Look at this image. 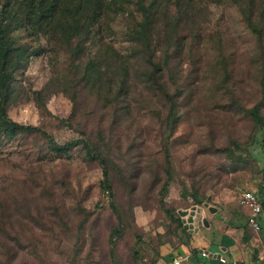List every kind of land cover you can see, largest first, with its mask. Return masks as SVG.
Returning a JSON list of instances; mask_svg holds the SVG:
<instances>
[{
  "label": "rangeland",
  "instance_id": "obj_1",
  "mask_svg": "<svg viewBox=\"0 0 264 264\" xmlns=\"http://www.w3.org/2000/svg\"><path fill=\"white\" fill-rule=\"evenodd\" d=\"M29 1L0 0L14 50L8 115L59 143L85 131L109 154L111 191L81 145L56 154L37 132L1 133L0 264H166L192 233L161 198L180 216L196 190L221 218L224 188L240 205L242 191L264 182V128L247 111L258 104L264 118V0L252 5L257 32L246 0H146V18L136 0H94L84 11ZM232 142L247 163L229 159Z\"/></svg>",
  "mask_w": 264,
  "mask_h": 264
},
{
  "label": "trees",
  "instance_id": "obj_2",
  "mask_svg": "<svg viewBox=\"0 0 264 264\" xmlns=\"http://www.w3.org/2000/svg\"><path fill=\"white\" fill-rule=\"evenodd\" d=\"M73 5H79V9L81 11H84L91 2L94 0H76L71 1L68 0ZM140 7L142 8L141 13L143 17H147L150 12L152 11L153 7V1L150 2L147 6H145L146 0H136ZM238 2V0H235ZM32 3V0L29 1ZM58 1L56 0H42L40 4V8L43 9V7H47L51 5V9H54L55 6H57ZM254 3V0H246V4H240L241 12L243 13V16L245 18L246 24L254 31L257 32L259 29L257 28V17L254 15V9L252 7ZM41 9V10H42ZM70 10L68 9V12ZM147 24L143 28V34L149 33L148 26L149 25H155V21L146 22ZM13 54L14 50L9 45L6 31L2 24H0V136L1 133L7 138H13L19 133L23 132H37L41 134L47 141L49 142L50 149L55 152L56 154L61 153H68L74 146L81 145L82 148L85 150L86 155H88L90 158L95 159L99 162V164L102 167V179L100 181L101 187L104 191H111V182H110V158L109 154L105 153L103 149H101L98 145L91 142L87 136L85 131L82 129H79L80 137L67 140L63 143H59L56 141V139L48 133L46 130L42 129L39 126L33 125V124H25L18 122L16 120H13L7 112L6 107V101L8 100L11 90H12V82L14 78V67H11V61L13 60ZM153 66V74H157L158 71L161 70V67H158L154 64ZM97 65L93 64V61L89 62L84 70L83 77L84 79H87L88 81L94 80L95 77L99 75V73L96 71ZM155 82L158 81L155 77L151 76ZM248 113L255 124V126L259 128H264V118L261 113L260 105L253 104L248 108ZM240 149V144L238 142H232V147L227 148V155L229 159L232 162L245 164L247 163L245 157L243 154L238 153L237 151ZM169 163V161H167ZM167 176L164 180L162 187H161V193L164 196L170 180H171V174L169 170H166ZM260 193L263 192V187H259ZM190 196L192 197L193 204H200L204 202H208V197L204 195H199V193L196 190H192L190 193ZM161 204L164 207V211L166 214L172 218L174 221H176V227H180L183 229V222L180 216H175L174 211L168 207L164 206V199L161 198ZM192 204V205H193ZM112 208L117 211L114 203H111ZM264 207V204H263ZM112 251H113V244L111 245Z\"/></svg>",
  "mask_w": 264,
  "mask_h": 264
},
{
  "label": "crops",
  "instance_id": "obj_3",
  "mask_svg": "<svg viewBox=\"0 0 264 264\" xmlns=\"http://www.w3.org/2000/svg\"><path fill=\"white\" fill-rule=\"evenodd\" d=\"M260 186L263 187L262 193L259 190ZM253 190L256 191L260 200L264 201V182H260L258 188ZM233 193L228 188L222 190L221 218L218 215V208L216 212H211V215L204 212L202 214L208 219L209 225H202L203 229L200 228L202 235L200 236L204 237L208 247L201 246L198 249V242L195 241L196 233L190 232L192 233L190 245H182L172 251L177 254L171 253L166 264H171L174 257H180L179 264H193L192 262L195 264H226L218 260L219 255L228 262L234 261L236 264H264V258H261L264 247L261 227L259 230H255L248 224L249 210L240 203L238 205ZM262 220L264 221L263 218ZM202 251L205 252V255L202 254Z\"/></svg>",
  "mask_w": 264,
  "mask_h": 264
},
{
  "label": "built area",
  "instance_id": "obj_4",
  "mask_svg": "<svg viewBox=\"0 0 264 264\" xmlns=\"http://www.w3.org/2000/svg\"><path fill=\"white\" fill-rule=\"evenodd\" d=\"M239 203L248 208V217L247 222L248 224L255 230L260 229V222L259 219H264V201H261L259 196L257 195L255 190L246 189L241 192L239 197ZM202 254L205 255V252L202 251ZM261 258H264V247L262 249ZM218 260L221 263L226 264H236V262H228L224 257L221 255L218 256ZM181 261L180 257H174L171 261V264H179Z\"/></svg>",
  "mask_w": 264,
  "mask_h": 264
},
{
  "label": "water",
  "instance_id": "obj_5",
  "mask_svg": "<svg viewBox=\"0 0 264 264\" xmlns=\"http://www.w3.org/2000/svg\"><path fill=\"white\" fill-rule=\"evenodd\" d=\"M203 207H207L213 213L217 211V207L210 205L208 202H204ZM178 214L181 216L183 228L198 233V235H202L200 225H209L208 219L202 216V206L200 205L193 204L190 208L178 209Z\"/></svg>",
  "mask_w": 264,
  "mask_h": 264
}]
</instances>
